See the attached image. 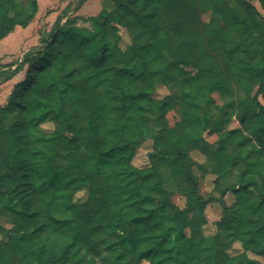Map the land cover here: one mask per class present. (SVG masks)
Listing matches in <instances>:
<instances>
[{
    "label": "trees",
    "instance_id": "obj_1",
    "mask_svg": "<svg viewBox=\"0 0 264 264\" xmlns=\"http://www.w3.org/2000/svg\"><path fill=\"white\" fill-rule=\"evenodd\" d=\"M24 1L0 0V42L34 19L38 0ZM109 1L80 19L87 29L58 19L0 106V264H264V22L251 4L264 11V0ZM111 50L140 72L110 65ZM158 87L168 94L154 98ZM146 140L148 165L137 168ZM160 159L182 208L163 187ZM198 173L214 176L218 199L201 198ZM216 200L221 217L207 236Z\"/></svg>",
    "mask_w": 264,
    "mask_h": 264
},
{
    "label": "rangeland",
    "instance_id": "obj_2",
    "mask_svg": "<svg viewBox=\"0 0 264 264\" xmlns=\"http://www.w3.org/2000/svg\"><path fill=\"white\" fill-rule=\"evenodd\" d=\"M23 3H25L24 0H20ZM41 4V8L44 10H53V8L60 4L59 0H39ZM62 3H68L65 11H75L78 9L79 6V0H62ZM251 4L254 6V8L258 11L260 18L264 22V11L259 7L258 3L256 1H252ZM97 0H92L91 4L84 6L81 9L80 15L87 16L92 15L97 9ZM112 8V4L109 0H102L100 3V9H106L109 10ZM202 20L204 22L208 21V16L203 15ZM46 21H38L37 23L33 24V27L30 30H27L25 32H16L8 37H6L3 41L0 42V85H2L4 81V75L6 74L5 78H12L13 75L19 74L22 68V60L26 58V56L31 54L33 52V49L39 44L40 39L45 38L46 34H48L50 31L48 30V25L45 24ZM56 22L53 23V25ZM51 26V29L53 27ZM50 29V30H51ZM21 30V29H19ZM121 36V42L119 44V47L121 50H124L128 44H129V38L127 34L121 30L120 31ZM163 60L164 62L168 63V58L163 54ZM108 63L113 66L121 67V66H127L131 73L133 75H137L140 72L141 69V63L139 61L135 62H128L126 61L118 52L115 50H111L108 56ZM13 68V69H12ZM3 75V76H2ZM232 89L235 93V96L237 99H241L243 97L242 93L238 90V88L233 84ZM168 94V90L164 87H158L153 97L160 99ZM214 99L216 100L217 104L220 105V99L219 97L214 94ZM4 98V94L2 93L0 95V102H2V99ZM259 102L264 107V96L258 97ZM145 121L148 124L149 131L151 134H156L159 130V128L156 126L154 121V115L150 111H147L144 115ZM167 121L168 125L172 127L175 122L177 121V115L174 112H170L167 115ZM238 125L235 121H233L230 125V128H236ZM43 128L46 131H51L52 126L51 124H44ZM205 139L207 142L214 144L216 141L215 136H209L205 135ZM151 141L146 140L136 151L134 159L132 161V164L137 168H143L148 165L147 160V154L151 151ZM192 158L197 163H203L204 158L202 155H200L198 152L192 153ZM208 168H211L209 165ZM159 172L163 179V187L165 190L169 191L171 193V199L172 201L179 206L180 208L183 207L184 201L182 198H180L175 190V187L172 185L171 178L169 176V172L167 170L166 163L164 159H160V165H159ZM236 174L234 172H230L227 177L224 179L222 186L226 187L231 182L235 181ZM213 180L214 176L212 175H206L202 176L201 173H198V185H199V194L203 200H208L209 198H218V194L216 192H213ZM86 198V193L84 191L78 193L75 196L76 202H82ZM224 201L226 205L230 206L234 202V196L231 194H227L224 198ZM205 215L207 217V224L204 226V234L207 236H211L215 233L214 228V222L218 220L221 217V207L218 204V201H212L209 203L206 207ZM55 218L60 220H69L70 216L66 213L60 212L54 215ZM7 227V225L4 223ZM221 240L226 241L228 240V237L225 234L221 235ZM1 241V239H0ZM239 247L238 245H234L232 250L230 251L231 254H234L238 251Z\"/></svg>",
    "mask_w": 264,
    "mask_h": 264
},
{
    "label": "crops",
    "instance_id": "obj_3",
    "mask_svg": "<svg viewBox=\"0 0 264 264\" xmlns=\"http://www.w3.org/2000/svg\"><path fill=\"white\" fill-rule=\"evenodd\" d=\"M92 0H84L79 6L78 9L75 11H65L64 9L66 8V6L68 5V3H62V0H59L60 4L55 6L53 8V10H44L43 8H41V4L40 1L38 0V11L34 17V19L31 21V23L26 27V28H20V27H16L14 29V31L12 33H10L8 36L16 33L17 31L19 32H25L27 30H30L33 27V24L37 23L38 21H46L45 24L48 25V30L50 31L51 26L53 25L54 22H56L59 19V24L62 25L64 24L68 19H73V18H78V21L75 25V27L77 29H87L88 26L85 23H82V21H80V19H85L87 17H92V16H96L101 12L100 9V3L102 0H97V9L94 13H92V15H87V16H82L80 15L81 9L86 6L91 4ZM21 29V30H19ZM7 36V37H8ZM4 40V39H3ZM2 40V41H3ZM13 69V68H12ZM24 72H25V67H23L20 71V73L15 74L12 76V78H5L6 74L4 75V83L2 85H0V95L3 93L4 94V98L2 99V102H0V106H3L7 100L8 95L10 94L11 90L13 89L14 85H16L17 83L21 82L23 80L24 77ZM2 75V76H3ZM218 199V198H215ZM220 219V218H219ZM218 219V220H219ZM218 220H216L215 222H217ZM214 222V223H215Z\"/></svg>",
    "mask_w": 264,
    "mask_h": 264
}]
</instances>
